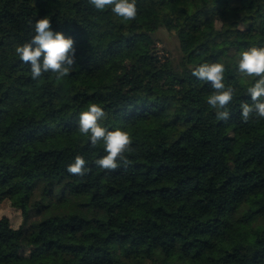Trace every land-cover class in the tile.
Wrapping results in <instances>:
<instances>
[{
	"label": "trees",
	"instance_id": "16d2710c",
	"mask_svg": "<svg viewBox=\"0 0 264 264\" xmlns=\"http://www.w3.org/2000/svg\"><path fill=\"white\" fill-rule=\"evenodd\" d=\"M124 21L88 0H0V264H264V119L251 103L237 54L264 47V0H137ZM74 39L70 75L31 78L15 52L35 21ZM223 23H220L219 21ZM174 36L180 56L158 49ZM226 65L235 89L218 121L210 84L192 75ZM91 103L109 130L133 138L115 171L78 131ZM82 155L90 171L67 166Z\"/></svg>",
	"mask_w": 264,
	"mask_h": 264
},
{
	"label": "clouds",
	"instance_id": "9594fccd",
	"mask_svg": "<svg viewBox=\"0 0 264 264\" xmlns=\"http://www.w3.org/2000/svg\"><path fill=\"white\" fill-rule=\"evenodd\" d=\"M88 3L98 11L110 8L111 12L124 21H134L138 15L137 0H88ZM220 23H223L221 20ZM20 60L30 64L31 78L37 80L44 73L52 72L57 80L71 74L75 63L74 39L62 32L53 31L48 16L38 19L34 24V35L29 42L15 47ZM238 73L249 80L247 93L251 103L241 102V116L244 121L255 115L264 119V47H248L237 54ZM226 65L222 62H205L192 69V75L200 81L210 84L213 89L207 98L208 105L215 110L218 121L230 118L228 105L235 96V89L225 83ZM106 112L97 103H91L86 111L79 114L78 131L90 137L92 147L103 142L102 157L94 161L100 169L115 171L121 165L127 167L131 161L126 153H132L133 138L121 128L109 130L103 127L101 121ZM82 155H76L67 166L69 174L84 177L90 169Z\"/></svg>",
	"mask_w": 264,
	"mask_h": 264
},
{
	"label": "rangeland",
	"instance_id": "374dc122",
	"mask_svg": "<svg viewBox=\"0 0 264 264\" xmlns=\"http://www.w3.org/2000/svg\"><path fill=\"white\" fill-rule=\"evenodd\" d=\"M158 40V49L164 50L166 54L170 55L174 60H177L180 56L178 50V43L174 36L165 30H159L156 34ZM7 216L10 218L12 224L17 226L19 223V213L10 206L8 202L3 203L0 206V217Z\"/></svg>",
	"mask_w": 264,
	"mask_h": 264
}]
</instances>
